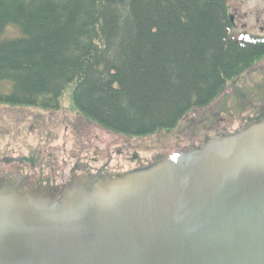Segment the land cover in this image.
<instances>
[{
    "label": "water",
    "instance_id": "obj_1",
    "mask_svg": "<svg viewBox=\"0 0 264 264\" xmlns=\"http://www.w3.org/2000/svg\"><path fill=\"white\" fill-rule=\"evenodd\" d=\"M0 264H264V115L166 158L1 167Z\"/></svg>",
    "mask_w": 264,
    "mask_h": 264
},
{
    "label": "trees",
    "instance_id": "obj_2",
    "mask_svg": "<svg viewBox=\"0 0 264 264\" xmlns=\"http://www.w3.org/2000/svg\"><path fill=\"white\" fill-rule=\"evenodd\" d=\"M0 102L75 110L141 137L208 106L264 55L235 34L227 0H0Z\"/></svg>",
    "mask_w": 264,
    "mask_h": 264
},
{
    "label": "rangeland",
    "instance_id": "obj_3",
    "mask_svg": "<svg viewBox=\"0 0 264 264\" xmlns=\"http://www.w3.org/2000/svg\"><path fill=\"white\" fill-rule=\"evenodd\" d=\"M235 34L264 36V0H227ZM17 35L8 28L0 41ZM9 84L0 83V92ZM264 115V55L226 83L206 107L188 112L169 130L128 137L105 131L81 116L66 90L58 110L0 102V168L60 162L87 171L179 153Z\"/></svg>",
    "mask_w": 264,
    "mask_h": 264
},
{
    "label": "flooded vegetation",
    "instance_id": "obj_4",
    "mask_svg": "<svg viewBox=\"0 0 264 264\" xmlns=\"http://www.w3.org/2000/svg\"><path fill=\"white\" fill-rule=\"evenodd\" d=\"M1 192H4L5 193V191H1ZM7 193H10V194H12V193H14L13 192V188H12V190H9V191H6Z\"/></svg>",
    "mask_w": 264,
    "mask_h": 264
}]
</instances>
